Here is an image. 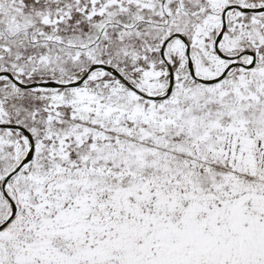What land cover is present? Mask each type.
<instances>
[{
	"label": "snow or ice",
	"instance_id": "snow-or-ice-1",
	"mask_svg": "<svg viewBox=\"0 0 264 264\" xmlns=\"http://www.w3.org/2000/svg\"><path fill=\"white\" fill-rule=\"evenodd\" d=\"M0 264H264V0H0Z\"/></svg>",
	"mask_w": 264,
	"mask_h": 264
}]
</instances>
